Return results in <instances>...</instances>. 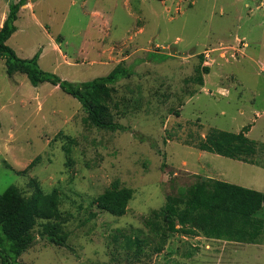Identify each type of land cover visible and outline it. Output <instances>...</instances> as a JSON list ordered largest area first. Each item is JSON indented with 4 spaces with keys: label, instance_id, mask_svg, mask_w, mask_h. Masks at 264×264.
Here are the masks:
<instances>
[{
    "label": "rangeland",
    "instance_id": "rangeland-1",
    "mask_svg": "<svg viewBox=\"0 0 264 264\" xmlns=\"http://www.w3.org/2000/svg\"><path fill=\"white\" fill-rule=\"evenodd\" d=\"M18 1L0 0V24ZM28 2L6 42L19 57L38 53L43 71L70 82L117 64L132 73L114 84L108 108L124 129L113 131L89 123L58 86L8 75L0 58V193L9 185L25 196L36 186L56 189L67 218L65 245L42 237L45 221L37 219L18 260L264 264V237L255 245L173 233L161 242L145 225L168 194L209 175L264 193V0ZM243 126L258 143L254 165L198 146L211 128ZM113 182L133 191L122 216L93 202ZM128 238L140 240L139 253Z\"/></svg>",
    "mask_w": 264,
    "mask_h": 264
},
{
    "label": "trees",
    "instance_id": "trees-1",
    "mask_svg": "<svg viewBox=\"0 0 264 264\" xmlns=\"http://www.w3.org/2000/svg\"><path fill=\"white\" fill-rule=\"evenodd\" d=\"M25 2L9 3L8 13L0 27V58L5 59L6 73H24L33 86L50 82L79 101L87 113V121L92 125L113 131L123 130L124 126L114 121L108 103L115 91L114 84L130 76L131 68L117 64L105 76L70 82L43 71L38 65V53L29 58L19 57L6 42L16 30L17 12ZM203 71L207 73L208 67ZM200 81L202 83V78ZM248 130V126H243L238 132L211 128L198 146L204 151L253 163L258 143L247 136ZM36 159L29 165L32 166ZM132 193L130 188L118 187L117 182H113L93 202L100 210L122 216ZM58 204L56 189L44 193L36 186L30 196H25L16 186L9 185L0 193V264H23L18 258L35 240L32 230L37 219L45 221L40 231L42 237L53 244L65 245L67 233L63 224L67 218ZM145 225L151 232L161 235V242L167 234L182 233L259 244L264 237V193L204 177L180 190L177 195L168 194L161 208L151 210ZM128 241L138 246L136 252L139 253L140 240L128 238Z\"/></svg>",
    "mask_w": 264,
    "mask_h": 264
},
{
    "label": "crops",
    "instance_id": "crops-1",
    "mask_svg": "<svg viewBox=\"0 0 264 264\" xmlns=\"http://www.w3.org/2000/svg\"><path fill=\"white\" fill-rule=\"evenodd\" d=\"M32 6V3L31 2H28V3H26V4H23L22 6H21V8H25V7H31ZM2 25V23L0 24V26ZM16 30H17V27H16ZM40 56V55H39ZM39 59V58H38ZM240 161V160H239ZM244 162V161H243ZM245 163H247V162H245ZM256 163V159H254V162L253 163H250L251 165H254ZM209 177H212V176H210L209 175ZM253 190H255V189H253ZM257 191V190H256ZM259 192H261V191H259ZM207 239H209V238H207ZM255 245H262V244H255ZM264 246V245H263Z\"/></svg>",
    "mask_w": 264,
    "mask_h": 264
}]
</instances>
